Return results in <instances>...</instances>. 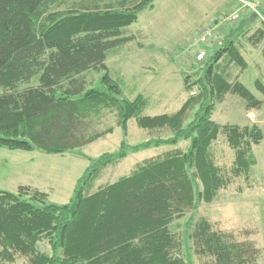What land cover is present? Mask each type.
Here are the masks:
<instances>
[{
    "label": "trees",
    "instance_id": "trees-1",
    "mask_svg": "<svg viewBox=\"0 0 264 264\" xmlns=\"http://www.w3.org/2000/svg\"><path fill=\"white\" fill-rule=\"evenodd\" d=\"M56 1L0 0V147L46 153L84 147L115 131L114 126L91 129L107 111L116 114L124 138L118 151L92 162L65 204L51 202L49 193L31 186L21 185L17 192L0 189V260L13 262L22 255L29 264H264L252 238L217 230L203 216L186 225L194 263L171 228L199 203L216 201L234 178L251 187L262 129L213 119L227 94L241 97L248 110L263 103L239 75L232 80L235 66L240 72L248 68L237 42L229 35L223 47L200 62L202 76H184L188 97L177 112L147 115L148 98H125L107 58L129 41L125 29L142 11L154 8L155 0L121 8L51 10ZM260 12L264 19V7ZM263 35L253 33L251 42L259 44ZM94 73H102L97 85L89 81ZM256 86L264 93L260 79ZM132 118L142 129H171L174 136L130 145ZM221 134L234 152L230 175L213 154ZM182 140L190 141L186 149L179 146ZM162 145L173 149L95 187L100 174L130 152ZM43 241L51 254L39 249Z\"/></svg>",
    "mask_w": 264,
    "mask_h": 264
},
{
    "label": "rangeland",
    "instance_id": "rangeland-1",
    "mask_svg": "<svg viewBox=\"0 0 264 264\" xmlns=\"http://www.w3.org/2000/svg\"><path fill=\"white\" fill-rule=\"evenodd\" d=\"M138 1L60 0L52 4L51 10L121 8L133 6ZM248 1L250 3L244 0H155L154 8L142 11L139 20L125 29L123 35L129 41L109 52L107 58L111 75L121 84L124 97L133 99L139 94L147 97L149 102L144 113L147 115L177 112L188 97L184 76L190 74L196 78L195 75L204 74L200 64L203 61L198 59L200 52L206 51L207 58L223 47L231 35L248 62L244 72H240L236 66L232 69V80L239 75L238 80L263 103L258 108L248 110L241 97L227 94L225 100L217 105L213 119L223 125L244 127L256 124L264 134V93L256 86L257 79L264 83V35L256 46L247 40L249 35H243L257 31L264 33V19L260 12L264 0ZM234 14L239 17L232 18ZM215 19L219 20V27H214ZM211 28L213 34L207 41H202L200 37ZM101 75L94 73L89 81L93 80V85H97ZM191 115L186 125L193 119ZM110 126L115 127L113 133L65 153L0 147V189L17 192L19 186L26 185L49 193V200L53 203L69 202L78 179L92 162L106 152L120 149L124 133L117 126L114 112L107 111L101 118L93 120L91 129L101 130ZM128 127L127 140L130 145L157 136H174L171 129L153 132L142 129L135 118L130 119ZM225 139L223 134L219 136L213 154L223 172L230 175L234 152ZM180 145L188 147L190 141L182 140ZM169 149H173V146L162 145L130 152L123 161L106 168L96 180L95 187L130 174L138 163ZM254 149L258 162L252 170L250 188L243 180L234 178L232 187L222 191L216 201L201 202L194 211L173 222L172 230L183 239L184 252L192 255L194 263L198 261L193 256L194 249L187 236L186 225L191 218L197 220L202 216L208 218L217 230L234 232L239 238H252L261 248L264 261V138ZM39 249L51 254L47 241L41 242ZM0 264H29V260L19 255L13 262L0 260Z\"/></svg>",
    "mask_w": 264,
    "mask_h": 264
},
{
    "label": "built area",
    "instance_id": "built-area-1",
    "mask_svg": "<svg viewBox=\"0 0 264 264\" xmlns=\"http://www.w3.org/2000/svg\"><path fill=\"white\" fill-rule=\"evenodd\" d=\"M231 17L234 18V19H237L239 16H238V14H234V15H232ZM231 17H230V18H231ZM225 20H226V19H225ZM203 34H204V36L202 35V36L200 37V39H201L202 41H207L208 38H209V36H211V35L213 34V30H212V29H208V30L205 31ZM206 55H207L206 51H201L200 54L198 55V59H199V60H202V59H204V57H205Z\"/></svg>",
    "mask_w": 264,
    "mask_h": 264
},
{
    "label": "crops",
    "instance_id": "crops-1",
    "mask_svg": "<svg viewBox=\"0 0 264 264\" xmlns=\"http://www.w3.org/2000/svg\"><path fill=\"white\" fill-rule=\"evenodd\" d=\"M244 1H247L248 3H250L248 0H244ZM218 21H219L218 19H215V20H214V23H213V24H214V27L217 26ZM219 26H220V25H218L217 27H219ZM211 27H212V26H211ZM217 27H216V28H217ZM211 29H212V28H211ZM243 35H246V36L249 35V36L247 37V40H248V41H251V35H252V34H246V33H245V34H243ZM243 37H245V36H243ZM259 44H260V43H259ZM252 45H253V46H256V45H258V44L253 43ZM244 57H245V56H244ZM179 146H181V145L179 144ZM181 148H183V147H181ZM186 148H187V147H185V148H183V149H186ZM163 152H164V151H163ZM163 152L160 153V151H159V152H157L155 155H153L152 157L158 156V155L162 154ZM152 157H150V158H152ZM147 159H149V158H147ZM145 160H146V159H145ZM143 161H144V160H143ZM143 161H142V162H143ZM131 171H132V170H131Z\"/></svg>",
    "mask_w": 264,
    "mask_h": 264
}]
</instances>
